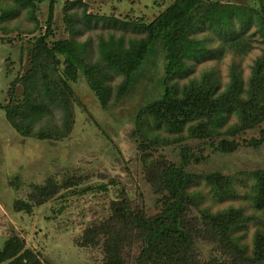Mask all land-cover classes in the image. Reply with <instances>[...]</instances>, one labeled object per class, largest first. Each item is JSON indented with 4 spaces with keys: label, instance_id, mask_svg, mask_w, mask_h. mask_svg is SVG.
Returning <instances> with one entry per match:
<instances>
[{
    "label": "trees",
    "instance_id": "trees-1",
    "mask_svg": "<svg viewBox=\"0 0 264 264\" xmlns=\"http://www.w3.org/2000/svg\"><path fill=\"white\" fill-rule=\"evenodd\" d=\"M11 1L20 9L28 8L30 18L36 17L34 0ZM259 1L258 9L227 0H173L152 20L139 17L127 21L114 14L89 13L81 0H66L64 22L70 36L48 42L57 2L50 0L47 31L35 40L30 54L31 68L21 76L26 87L24 95L18 97L13 83L9 91L13 105L2 108L6 120L24 137L64 138L74 124L71 103L80 102L72 87L80 73L100 103L106 106V83L112 74L124 77L118 87L119 94L124 95L145 76L150 55L158 54L156 46L160 44L165 60L164 73L156 82L162 91L140 111L139 130L143 123L147 124L145 117H151L158 127H165L179 136L186 131V138L210 142L221 152H233L240 146L258 148L264 144V54L255 60L247 81L236 64L231 66L230 79L224 86L214 69L204 71L200 78L185 84L179 85V79L190 71V60L222 57V52L217 55L208 45L211 37L197 36L205 28L222 43L224 52L234 50L244 54L251 49V40L256 34L264 42V0ZM76 5L85 6L83 13L89 28L96 19L103 22L105 28L132 30L144 33L145 37L126 39L114 33L101 36L98 56L94 60L89 43L75 38L82 30L74 26L75 14L69 10ZM1 8L0 20L16 15L14 7ZM154 65L152 73L157 72L155 61ZM53 108L64 112L62 128L35 131V126L42 123ZM254 129H260L259 137L238 138ZM183 159L182 164H165L160 177H155L162 202L157 214L148 216L142 210L131 208L124 199L113 201L107 219L85 229L81 245H100L105 254L102 264H230L217 258H203L196 248L203 237L211 243L229 247L239 258V261L235 258L233 264H264L263 226L256 229L249 252L237 233L256 217L246 215L241 206L217 212L201 208L202 194L189 189L198 183L199 177L185 170L188 163L185 154ZM202 178L219 198L236 197L232 177L212 172ZM250 179L252 204L264 213V168L250 172ZM78 182L76 177H71L62 186L51 177L45 184H32L28 199L15 202L16 210L31 211L34 205H42L65 187L78 186ZM109 184L105 183L102 188L107 191ZM193 208L198 209L200 216L190 214ZM135 240H139L140 253L131 263L126 253ZM0 264L51 263L44 262L36 250L25 247V240L14 235L0 248Z\"/></svg>",
    "mask_w": 264,
    "mask_h": 264
},
{
    "label": "rangeland",
    "instance_id": "rangeland-1",
    "mask_svg": "<svg viewBox=\"0 0 264 264\" xmlns=\"http://www.w3.org/2000/svg\"><path fill=\"white\" fill-rule=\"evenodd\" d=\"M34 1L36 17L30 18L28 8L20 9L11 0H0V15L3 13L1 7L16 9L13 18L0 20V248L15 235L25 240L26 248L36 250L44 262L102 264L105 254L100 245H81L85 229L105 221L112 211L113 201L124 199L131 208L142 210L148 216L157 214L162 202L160 185L155 177H160L165 164H182L185 154L188 161L185 170L199 177L198 183L192 184L189 189L202 194L201 208L208 207L210 211L217 212L231 206H241L246 215L256 217L237 233L250 252L256 229L264 228V213L254 208L250 198V172L264 168V144L258 148L240 146L233 152H221L210 142L186 138V131L179 136L165 127H158L151 117H145L147 124L143 123V128L139 130L140 111L157 99L162 91L156 82L164 73L165 60L160 44L156 46L158 54L150 55L145 76L124 95L118 92L124 77L112 74L113 77L106 83V106L100 103L80 73L77 81L72 83L80 102L71 103L74 124L66 137L40 140L21 136L12 128L2 108L13 105L9 96L13 83L18 97H23L26 87L21 76L31 68L30 54L35 40L44 35L48 27L50 0ZM81 1L87 5L89 13L114 14L131 21L139 17L152 20L173 0ZM227 1L260 8L259 0ZM65 2L57 0L54 5L48 42L70 36L64 22ZM84 7L76 5L69 12L75 14L74 26L82 30L75 38L89 43L94 60L98 56L97 46L101 36L114 33L126 39L145 37L144 33L132 30L105 28L103 22L96 19L89 28ZM197 36L211 37L208 45L217 55L222 52V57L190 60V71L179 79V85L214 69L224 86L230 79L233 64L237 65L247 81L255 60L264 54V42L258 34L252 37V47L244 54L234 50L224 52L222 43L206 28L199 31ZM154 61L157 63L156 73L151 72L155 70ZM63 116L60 108H53L43 122L35 126V131L62 128ZM240 136L259 137L260 129L248 131L238 138ZM212 172L234 179L236 197L219 198L212 192L206 180L201 179ZM51 177L62 186L68 178L76 177L78 186L65 187L42 205H34L31 211L16 210L15 202L28 199L32 184H45ZM105 183H111L107 191L102 188ZM190 214L200 216L196 208ZM199 240L196 248L203 258H217L230 264L234 263L235 258L239 261L229 247L211 243L203 237ZM139 253L140 243L135 240L126 258L134 263Z\"/></svg>",
    "mask_w": 264,
    "mask_h": 264
}]
</instances>
